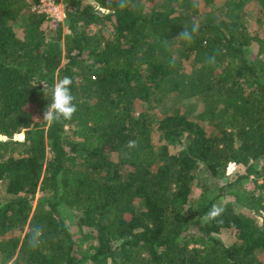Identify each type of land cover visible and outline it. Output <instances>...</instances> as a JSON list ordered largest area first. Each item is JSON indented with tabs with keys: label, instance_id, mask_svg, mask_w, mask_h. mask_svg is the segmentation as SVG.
I'll return each mask as SVG.
<instances>
[{
	"label": "trees",
	"instance_id": "obj_1",
	"mask_svg": "<svg viewBox=\"0 0 264 264\" xmlns=\"http://www.w3.org/2000/svg\"><path fill=\"white\" fill-rule=\"evenodd\" d=\"M40 2L0 0V264H264V0Z\"/></svg>",
	"mask_w": 264,
	"mask_h": 264
},
{
	"label": "clouds",
	"instance_id": "obj_2",
	"mask_svg": "<svg viewBox=\"0 0 264 264\" xmlns=\"http://www.w3.org/2000/svg\"><path fill=\"white\" fill-rule=\"evenodd\" d=\"M121 7H124L123 0H121ZM43 83V82H41ZM73 80L69 76H64L58 82H55L52 86L51 102L46 106L43 112V121L46 122H62L71 120L74 114L77 112V104L75 103L76 97L73 95L71 85ZM44 85V94L46 97L47 85ZM135 141H129L128 146H135ZM222 207L213 205L208 216L215 218L222 213ZM39 235V230L36 231Z\"/></svg>",
	"mask_w": 264,
	"mask_h": 264
},
{
	"label": "rangeland",
	"instance_id": "obj_3",
	"mask_svg": "<svg viewBox=\"0 0 264 264\" xmlns=\"http://www.w3.org/2000/svg\"><path fill=\"white\" fill-rule=\"evenodd\" d=\"M56 3H58L59 5L62 6L63 8V11L65 12V16H63V14L61 15V19L62 20H58L56 18H54L53 16H51L50 13H48L47 11L46 12H42L41 14H47L49 17H51L52 19H55L57 21H64L66 19V7H65V3H64V0H56ZM219 2H217L216 6H218ZM37 6V5H36ZM201 8H203V4L201 2L200 4ZM214 9V8H213ZM258 8L255 7V6H252L251 9H250V12H249V17L251 19V28L255 31H261L262 33L264 32V12H260L259 10H257ZM17 30L20 32V34H22L24 32V28L23 26L21 25V23H18L17 25ZM18 139H23L24 138V135L23 137H19L17 136ZM241 171H245V167L240 165L239 163L237 162H229L228 166H227V174L231 175L233 173H236V172H241ZM257 175V174H256ZM255 175V176H256ZM202 185V183L200 182L199 184H197V187L195 189V192H194V195H193V200L194 201H197L198 202V205L203 208L204 205H206L208 203V199L205 198V196L202 195L201 191L202 189L200 188ZM251 185V183H250ZM215 194V193H214ZM217 194V193H216ZM234 198V197H232ZM220 198H218V202H220ZM219 204V203H218ZM63 216L65 217L67 223L69 225L72 226V224H74V219L71 217V212H69L68 210H63ZM66 212H69V215L68 213ZM257 215V218L258 220L262 223H264V212L261 214H256ZM75 229V225L72 226V230ZM227 240H229V237L226 236L225 237Z\"/></svg>",
	"mask_w": 264,
	"mask_h": 264
},
{
	"label": "built area",
	"instance_id": "obj_4",
	"mask_svg": "<svg viewBox=\"0 0 264 264\" xmlns=\"http://www.w3.org/2000/svg\"><path fill=\"white\" fill-rule=\"evenodd\" d=\"M35 9H37L39 13L47 11L51 14V16L58 20H62V14L63 16H65V12L63 11L62 6L56 3V0H41V2L35 7Z\"/></svg>",
	"mask_w": 264,
	"mask_h": 264
}]
</instances>
